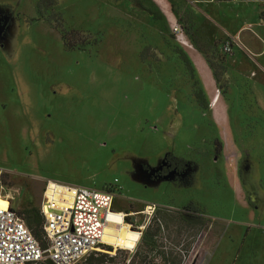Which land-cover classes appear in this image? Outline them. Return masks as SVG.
<instances>
[{
	"label": "rangeland",
	"instance_id": "1",
	"mask_svg": "<svg viewBox=\"0 0 264 264\" xmlns=\"http://www.w3.org/2000/svg\"><path fill=\"white\" fill-rule=\"evenodd\" d=\"M139 1L159 16L132 0H0V192L24 216L47 180L110 188L112 210L128 214L107 224L115 246L91 253L100 264H128L166 208L195 221L180 236L193 242L183 264H264V0ZM189 53L218 75L214 107ZM167 154L190 164L161 176Z\"/></svg>",
	"mask_w": 264,
	"mask_h": 264
},
{
	"label": "built area",
	"instance_id": "2",
	"mask_svg": "<svg viewBox=\"0 0 264 264\" xmlns=\"http://www.w3.org/2000/svg\"><path fill=\"white\" fill-rule=\"evenodd\" d=\"M258 21L264 25V9ZM170 28L178 44L192 47L177 20H172ZM223 51L228 55L232 53L231 42L223 46ZM0 195L8 202L6 207L0 206V264H77L93 252H106L105 247H114L103 242L105 230L110 227L107 224L117 226L118 220L121 222L128 214L112 210L115 193L110 188L47 180L39 204L47 241L46 247H41L22 216L11 208L9 196L1 192ZM146 208L151 215L155 205ZM139 237L129 251H133Z\"/></svg>",
	"mask_w": 264,
	"mask_h": 264
},
{
	"label": "trees",
	"instance_id": "3",
	"mask_svg": "<svg viewBox=\"0 0 264 264\" xmlns=\"http://www.w3.org/2000/svg\"><path fill=\"white\" fill-rule=\"evenodd\" d=\"M41 1L42 0H38L39 3ZM132 1L136 7L146 11L148 14L153 15L154 17L159 16L157 13L152 12L148 8L144 7L139 0ZM37 11L38 13H41L40 8H38ZM177 53L193 78V67L186 53L182 49H178ZM210 68L212 69V75L215 83H219L216 71L212 68V66H210ZM194 84L197 85V80H194ZM193 97L200 108H208V102L202 88H194ZM218 153L220 152L218 151ZM187 164H190L187 159L180 156L167 154L164 157L162 173H160V175L164 176L169 172L180 173L187 168ZM23 213L24 216H22V218L24 219L34 238L38 241L41 247H46L47 241L42 230L43 216L40 213L39 205L38 207L29 206L23 211ZM194 226L195 221L190 220L180 210H172L167 208L158 209L154 213L151 223L142 232L140 243L137 244L138 246L136 247L133 254L128 257V264H151V261H148L147 258L149 254L153 252L161 258V264H183L184 257L186 256V253L192 246L193 242L188 241L186 244H182L180 242V236L187 227L191 228ZM170 235H173L172 247H170L169 250H166V244L163 240L170 238ZM195 235L196 234L193 233L191 236L194 238ZM157 236L160 237L158 241ZM177 246H182V248L176 251L175 249ZM103 257H106V255L99 254L98 256H95L94 254H91L86 259V264H100L103 261Z\"/></svg>",
	"mask_w": 264,
	"mask_h": 264
},
{
	"label": "crops",
	"instance_id": "4",
	"mask_svg": "<svg viewBox=\"0 0 264 264\" xmlns=\"http://www.w3.org/2000/svg\"><path fill=\"white\" fill-rule=\"evenodd\" d=\"M263 9H264V6H262L259 14L263 11ZM259 14H258V16H259ZM222 30H223L225 36L230 37V38L235 37V36L229 35L228 32L226 31V29L222 28ZM233 42H234V40L232 39V48L235 46L234 45L235 43L233 44ZM189 55L191 57H193L194 60H196L197 63L195 62V64L197 65V68L199 70L200 78L203 82V85H204V88L206 90L207 95L211 98L212 94H213L214 85H215V81H214L211 69L209 68L206 61H204L201 57H199V55H195V53H189Z\"/></svg>",
	"mask_w": 264,
	"mask_h": 264
},
{
	"label": "bare ground",
	"instance_id": "5",
	"mask_svg": "<svg viewBox=\"0 0 264 264\" xmlns=\"http://www.w3.org/2000/svg\"><path fill=\"white\" fill-rule=\"evenodd\" d=\"M185 48L189 51V52H194V49H193V47H190V46H185ZM215 97V98H214ZM213 98H212V105L213 106H216V102H217V100H218V96L216 95V96H214ZM0 197H2V198H4L5 200H6V204L3 202V200H1V198H0V206L1 207H6L7 205H8V202H7V199L4 197V196H2V195H0ZM59 199V198H58ZM105 238V234H104V236H103V239Z\"/></svg>",
	"mask_w": 264,
	"mask_h": 264
},
{
	"label": "flooded vegetation",
	"instance_id": "6",
	"mask_svg": "<svg viewBox=\"0 0 264 264\" xmlns=\"http://www.w3.org/2000/svg\"><path fill=\"white\" fill-rule=\"evenodd\" d=\"M212 98H213V97H212ZM212 104H213V103H212ZM212 104H211V105H212ZM212 106H213V105H212ZM213 107H214V106H213Z\"/></svg>",
	"mask_w": 264,
	"mask_h": 264
}]
</instances>
